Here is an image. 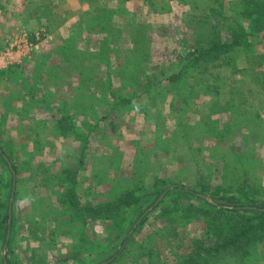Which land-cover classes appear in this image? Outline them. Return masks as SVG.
Listing matches in <instances>:
<instances>
[{
    "label": "rangeland",
    "instance_id": "rangeland-1",
    "mask_svg": "<svg viewBox=\"0 0 264 264\" xmlns=\"http://www.w3.org/2000/svg\"><path fill=\"white\" fill-rule=\"evenodd\" d=\"M220 2L226 25L239 0ZM73 3L0 0V203L11 204L3 220L18 264H264V241L249 256L186 263L191 242L213 238L207 213L184 199L149 207L140 228L132 208L107 218L81 209L115 204L129 189L146 208L154 177L209 192L244 185L264 203V35L227 64L172 82L216 24L212 0ZM38 7L56 12L38 16ZM209 192L195 202L216 205ZM127 220L133 228L120 234ZM4 239L0 264L13 258Z\"/></svg>",
    "mask_w": 264,
    "mask_h": 264
},
{
    "label": "trees",
    "instance_id": "trees-1",
    "mask_svg": "<svg viewBox=\"0 0 264 264\" xmlns=\"http://www.w3.org/2000/svg\"><path fill=\"white\" fill-rule=\"evenodd\" d=\"M208 11L210 12L209 15H212V22L216 24L210 28L211 31L207 39H202L203 35L201 33L195 44L191 46L192 50L180 58L183 61V69L176 73L174 78L171 77L172 82L179 81L183 77L185 70L200 66V64L203 65L205 70L209 66L218 67L227 64L230 61V56L228 55L236 53L241 48L251 46V38L256 34L264 35V0H239L234 10L236 11L235 18L231 20V23H227L226 25L220 23L227 20L220 0H212V6L209 7ZM220 24L221 27L224 26L226 29L225 33L221 29L219 30L218 26ZM51 116L53 117L54 114ZM56 121L58 124V119ZM62 128L63 125L60 129ZM16 172L17 168L15 166H11L9 170L7 169L9 177H12L6 183V187L9 186V189L12 187ZM171 186L174 187L169 189ZM152 190L154 199L150 203L145 204L146 208L137 207L141 197H136L135 194L138 191L129 189L125 195L118 196L115 204L109 203L97 208L85 207L81 209L87 210L97 217L103 213L107 218L109 215H112L111 213H117L120 209L128 207L132 208L136 221L153 205L155 206H153L149 213L159 209L165 211V207L162 208V206H166L170 200L174 203L183 199L189 201L193 205L190 207L193 211L202 210L203 213H207L208 219H205V235L207 238H213V243L211 246H206L204 240H197L198 246H200L198 247L195 242H191L196 248V253L192 251V256L189 257L186 263H193L204 256L222 257L225 254H233L238 251H241L244 256H249L250 251H253L257 245L254 244L264 241V203L250 198L244 185L238 188V194H233L230 190H222L221 187H216L213 191L209 192L204 187L195 190L175 185L174 180L168 177H154ZM206 192H209V196L214 200L216 205H211L206 201L202 203L200 201L199 203L195 202V198H201ZM162 194V199L155 204ZM8 197L10 198L11 194H8ZM2 206L4 205L0 203V241L5 238L7 229L3 219H8V211H5V208ZM1 208L4 209V213H1ZM148 216L145 215L140 219L139 228L147 222ZM127 221L130 222L129 220ZM132 223L130 222L127 226L124 225L120 234H123L126 230L129 232L133 228ZM135 231L136 229L134 233ZM251 237L256 239L251 240ZM127 239L128 237L125 238L123 244L127 242ZM13 241L14 239L12 238L7 243L8 255L10 254L13 258L9 259L7 256L4 259L6 260V264L19 263ZM202 244L205 246H202ZM1 264H4L2 260Z\"/></svg>",
    "mask_w": 264,
    "mask_h": 264
},
{
    "label": "crops",
    "instance_id": "crops-1",
    "mask_svg": "<svg viewBox=\"0 0 264 264\" xmlns=\"http://www.w3.org/2000/svg\"><path fill=\"white\" fill-rule=\"evenodd\" d=\"M60 3V2H59ZM72 3H73V0H72ZM74 4V3H73ZM43 5H46V4H43ZM43 5H41V6H43ZM51 6V5H50ZM66 10V12L67 13H69V11H72V10H69V8H66L65 9ZM54 13V12H56V9L54 8V9H52L51 11H49V12H43V10L42 9H40V7H38V16L39 15H42L43 13H46L45 15H43V17H45L46 15H49V13ZM13 196V194H11V197ZM9 210L11 211L12 209H11V204H10V206H9V209H8V217H9V219L11 218V216H12V211L9 213ZM7 237L9 238L10 237V231L9 230H6V236H5V241H6V239H7ZM9 240V239H8ZM8 240H7V243H8Z\"/></svg>",
    "mask_w": 264,
    "mask_h": 264
},
{
    "label": "water",
    "instance_id": "water-1",
    "mask_svg": "<svg viewBox=\"0 0 264 264\" xmlns=\"http://www.w3.org/2000/svg\"><path fill=\"white\" fill-rule=\"evenodd\" d=\"M14 181H15V176H14V179H13V192H14ZM13 192H12V194H13ZM10 212H11V211L9 210V213H10ZM7 240H8V237H7L6 241H5L4 248H5L6 245H7Z\"/></svg>",
    "mask_w": 264,
    "mask_h": 264
},
{
    "label": "clouds",
    "instance_id": "clouds-1",
    "mask_svg": "<svg viewBox=\"0 0 264 264\" xmlns=\"http://www.w3.org/2000/svg\"><path fill=\"white\" fill-rule=\"evenodd\" d=\"M27 202V200H23V201H21V203H26Z\"/></svg>",
    "mask_w": 264,
    "mask_h": 264
}]
</instances>
